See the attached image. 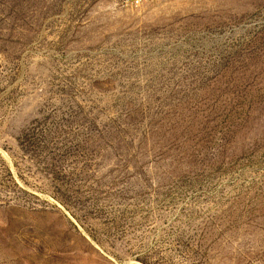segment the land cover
<instances>
[{"label": "rangeland", "instance_id": "1", "mask_svg": "<svg viewBox=\"0 0 264 264\" xmlns=\"http://www.w3.org/2000/svg\"><path fill=\"white\" fill-rule=\"evenodd\" d=\"M0 264H264V0H0Z\"/></svg>", "mask_w": 264, "mask_h": 264}, {"label": "built area", "instance_id": "2", "mask_svg": "<svg viewBox=\"0 0 264 264\" xmlns=\"http://www.w3.org/2000/svg\"><path fill=\"white\" fill-rule=\"evenodd\" d=\"M142 0H135V4H138L139 2H141Z\"/></svg>", "mask_w": 264, "mask_h": 264}]
</instances>
